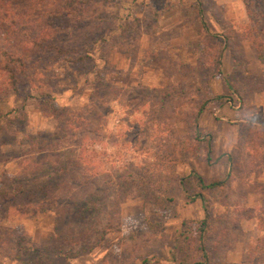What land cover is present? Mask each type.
Listing matches in <instances>:
<instances>
[{
  "label": "rangeland",
  "instance_id": "obj_1",
  "mask_svg": "<svg viewBox=\"0 0 264 264\" xmlns=\"http://www.w3.org/2000/svg\"><path fill=\"white\" fill-rule=\"evenodd\" d=\"M37 1L0 0L1 22L36 28L42 7L63 6L68 27L58 44L79 47L82 60L51 61L43 53L17 93L0 94V264L193 263L199 251L188 230L200 225L204 210L208 264H247L249 254L258 256L254 242L262 238L264 248V232L256 219L237 212L264 206V177L254 171L264 135L263 149L252 156V129L245 125L252 111L260 120L254 106L260 96L253 95L264 92V78L259 70L248 73L255 54L229 27L237 32L246 24H238L245 6L264 21V0L256 6L252 0H200L201 6L193 0H53L50 7L49 0ZM207 47L213 50L209 64ZM224 105L230 117L214 113ZM85 106L78 145L67 138L61 150L65 120L58 116ZM161 132L163 140L190 142L192 155L172 142V176L158 186L139 183ZM229 156L236 166L228 188L197 196L201 190L187 176L206 184L222 180ZM84 201L90 205L80 213L76 206Z\"/></svg>",
  "mask_w": 264,
  "mask_h": 264
},
{
  "label": "trees",
  "instance_id": "obj_2",
  "mask_svg": "<svg viewBox=\"0 0 264 264\" xmlns=\"http://www.w3.org/2000/svg\"><path fill=\"white\" fill-rule=\"evenodd\" d=\"M53 0H49L46 4V6H51ZM196 2V5L201 6L200 0H193ZM259 0H252V3L256 6ZM37 2H44L43 0H38ZM50 10H45V8L42 7L41 15L42 19L40 22L37 23L36 28L35 26H32L30 24H22V22L17 21L13 25L10 24L9 26L3 25V23L0 20V94L3 93H17L18 88L23 82L22 80L26 79V71L29 68L31 64H35L38 61L42 59V54L46 53L49 55V59L52 58L53 60H58L57 58L61 57L66 60H68L69 64L78 63L82 59L79 58V47L70 46L68 43L65 44H58L59 42V35L63 33L66 27H68V24H66V8L63 6L57 5L56 7L49 8ZM245 17H246V24L243 26H238L237 32H233L232 27H229V29L232 31L233 36H238L237 39H239L240 42H246L247 46L254 52L255 57L257 61L260 64L264 65V21L261 18L262 16H257V18L252 17V13L250 12L249 7L245 6ZM37 11V10H35ZM201 11L200 9L197 10V16L200 17ZM76 20L73 21V26H76L74 35L76 36V31L78 27L79 22L81 21L80 18L76 15ZM35 28V29H34ZM64 30V31H63ZM17 33V34H16ZM223 41L222 46L225 49H230V44L228 43V35L222 34ZM229 46V47H228ZM205 49V48H203ZM202 49V50H203ZM211 48H208L204 50L203 52H206L207 55V64L210 63V61H213L212 57V51ZM101 97V96H99ZM103 97V96H102ZM166 97V96H165ZM215 99H220L219 96H217ZM205 103H202L194 113L195 118H193V122H196V118L200 115V113L204 110ZM88 108L87 106L77 110V111H65L61 116H58L59 118L62 117L64 121V127L65 131L63 132L62 137L60 140L63 142V145L60 147V149H66L68 147L67 138L70 139L68 141H74L76 145H78V139L80 137V134H75L78 130H80V126L82 130L85 129V126L87 124V114H88ZM174 113V112H173ZM254 113L253 111L251 114ZM247 115V119L245 120V125L252 129L251 132V138H253V141L250 140V143H247V145H251L252 150L249 152L251 155L254 153L255 149H263L261 145V139L263 138L264 132H262V129L264 130V122L255 119L254 116ZM77 123V126L75 125ZM66 132V133H65ZM76 135V137H74ZM165 135V132H161L158 134V141L156 145V149L154 154L150 157L154 162L151 164H148L146 166H143L141 168V172L139 177L137 178L139 183H149L151 185H159L160 181L164 178H169L172 176V167L174 164V151L173 148L175 147L174 143H178V152L180 150H183L184 152H188L187 155L191 156L192 151L189 149V144L186 146L183 142V140H177L174 142L170 137H167L166 140H163V136ZM53 136V135H52ZM51 138V135L49 136V139ZM237 137V142H238ZM193 142H196V140H192ZM174 142V143H172ZM51 143V142H50ZM49 143V144H50ZM81 144H79L80 146ZM191 151V152H190ZM191 153V154H190ZM264 151L260 152L258 154L259 157V163L257 169L254 171H258V175H260L261 172V160L263 157ZM254 156V155H252ZM79 156L76 158L78 165L83 168L84 170V164L80 159ZM227 161L229 163V169L227 174L225 175L224 179L219 181H212L209 183H204V181L196 174L191 173V175L194 178L195 183H197L198 188L201 190L200 194H196L197 196L203 195L201 192L202 190L206 191H214L222 188H228L229 186V180L231 177V172L234 170V163L231 159V157H227ZM236 166V165H235ZM88 170V169H87ZM89 172V171H88ZM168 175V176H167ZM83 177V176H82ZM107 177L104 180L105 187L110 180ZM136 179H132L134 182ZM187 180V178L179 179L178 183L181 185L183 181ZM104 190V189H103ZM106 191V189H105ZM162 191H165L163 188ZM200 201H203V198H200ZM90 205V203L87 201H84L82 203V206H76V209L82 213L86 210V208ZM86 212V211H85ZM244 212L245 215L240 217L245 219L254 218L256 219L257 227L261 229V231L264 232V206L258 207L254 209H248V208H242L241 211ZM247 212V213H246ZM209 219V215L204 210V217L201 221L200 225L194 226L192 231L191 229L188 230V233L192 232L196 234L195 242L197 245V249L199 251V259L200 261L196 262H190L189 260H186L189 264H208V254L206 252V249L204 248L203 241L206 239L204 237L205 229L207 228V220ZM192 234H187L185 238L188 239L189 236ZM254 249L256 257L251 258L249 254V259L245 262L247 264H256L257 261H262L264 258V255H259V252L263 251L262 249V238H257L254 242ZM257 259V260H256ZM186 264V262L182 261ZM145 263L146 260H145Z\"/></svg>",
  "mask_w": 264,
  "mask_h": 264
},
{
  "label": "crops",
  "instance_id": "obj_3",
  "mask_svg": "<svg viewBox=\"0 0 264 264\" xmlns=\"http://www.w3.org/2000/svg\"><path fill=\"white\" fill-rule=\"evenodd\" d=\"M246 22H247V20H246L245 14H244L243 18L241 16V18L239 19L238 24L243 25ZM212 27H213V29L211 31H217L215 26H212ZM242 45H244V44H242ZM243 52L250 53V51L247 49L246 46H243ZM251 65H252L253 69L251 70V72H248V73H250V74L252 73L253 75H256L255 70H259V73L257 74V76L262 75V76H258V77L264 78V66L261 65L260 63H258L257 60L255 62H252ZM253 96H260L256 100H254V106H255V109L257 111V116L260 118L261 121L264 122V92L261 94H258V95H253ZM213 111H214V113H220L221 115H224L225 118L230 117V115L233 114V111L229 107H227L226 105L219 106V107L215 106V107H213ZM220 123H221L220 121L217 122V124H220ZM217 142H218V140H217ZM217 145H220L222 147L225 144L222 143V140H221ZM214 148L217 149L218 146H214ZM260 165H261L260 176L264 177V154H263Z\"/></svg>",
  "mask_w": 264,
  "mask_h": 264
}]
</instances>
